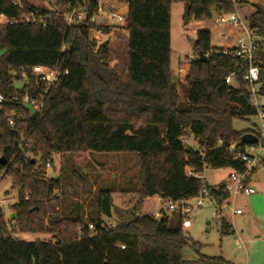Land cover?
Instances as JSON below:
<instances>
[{
	"label": "trees",
	"instance_id": "obj_1",
	"mask_svg": "<svg viewBox=\"0 0 264 264\" xmlns=\"http://www.w3.org/2000/svg\"><path fill=\"white\" fill-rule=\"evenodd\" d=\"M16 1L0 0V16L18 20L7 23L0 43V50L5 49L0 54V92L7 99L0 108V180L10 177L19 191L12 231L0 208V264H228L223 256L186 260L184 249L188 245L196 249L198 244L185 237L183 218L173 225L171 217L156 219L140 211L148 197L186 201L198 196L209 185L192 173L202 174L208 167L245 170L244 162L236 160L228 147L246 145L241 141L245 132L236 131L233 120L257 116L245 80L248 59L221 54L212 45L211 30L200 29L195 50L214 53L205 62L192 60L183 97L172 68L173 2H185L184 25L232 13L234 5L229 0H121L129 7L124 79L111 66L109 42L99 44L92 38L95 25L66 27L63 16L72 0H54L57 10L21 0L22 10ZM244 3L241 0L240 5ZM253 6L249 28L264 36V8ZM31 10L56 21L46 27L40 21L22 22ZM96 30L102 35L112 32L111 27ZM59 64L69 73L48 92L40 112L31 114L12 100L15 94L36 98L42 92L33 67ZM257 65L263 82L264 66L258 61ZM231 74L237 86L225 82ZM18 82L24 86L18 88ZM9 115L25 138L22 148L20 134L11 133ZM192 137L198 149L186 143ZM84 152L139 155L138 200L129 222L110 227L93 221L91 233L83 218L60 214L61 183L46 176V165H52L55 154ZM214 197L221 203L228 195L215 191ZM98 206L102 215L111 217L112 191L99 193ZM221 221L222 234L234 233L227 220ZM13 232H51L54 239L23 241Z\"/></svg>",
	"mask_w": 264,
	"mask_h": 264
},
{
	"label": "rangeland",
	"instance_id": "obj_2",
	"mask_svg": "<svg viewBox=\"0 0 264 264\" xmlns=\"http://www.w3.org/2000/svg\"><path fill=\"white\" fill-rule=\"evenodd\" d=\"M28 2L37 8L57 10L54 0H29ZM184 9L185 2H173L171 8L173 81L177 84L178 91L182 97L187 89L185 78L188 74V67L192 60L198 57L197 51L191 45V40H196V31L201 27L199 23L209 21L193 19L188 25H184L182 21ZM125 26V23L114 25L111 27L112 32L110 34L102 35L99 33L100 35L97 39L99 44L105 41L109 42L111 66L124 79L127 74V38L129 35ZM206 27L212 32V44L214 46L222 43L233 44V40H226L220 36L219 31L214 26V20L209 21ZM2 41H4L3 25L0 22V43ZM4 52L5 49L0 50V54ZM16 85L19 88L23 83L18 82ZM234 86H237V84H234ZM261 98L264 105V94ZM30 110L33 109L30 108ZM257 121H259L257 116L246 119H234L233 127L237 130H246L247 128H252V123ZM186 143L194 149H198L193 137ZM139 170V155L137 153L84 152L76 156L71 153L55 154L52 166L50 169L46 168L45 174L48 178L60 180L59 192L62 203L59 212L63 217H81L87 224L88 222L101 220L108 225L119 226L132 218L133 204L135 205L138 200ZM228 173L229 170L224 168L213 169L208 167L205 176L207 181L221 182L227 178ZM252 177H254V173ZM103 190L112 191L113 207L111 217L102 215L99 211L98 196ZM18 199L19 191L13 188L12 179L7 176L0 180V200H7L3 206L5 220L8 221L10 219L12 215L11 208ZM198 199V196H196L186 200V203L193 209L188 214V219L192 222V226L183 228V231L190 244L191 242L198 244L196 249L190 245L184 249L183 255L186 260H197L203 256H223L228 264H264V238L254 237V233H257L258 225L253 221L255 226L250 230L247 229L245 223V217L249 215L252 207L250 206V199H247L246 196H239L237 197V202L233 200L236 208L241 206L244 209V215L242 216H232L229 212L231 206L228 207L227 219L236 230L229 235L222 234V217L213 216L214 203L206 200L205 205L200 207ZM163 207L162 198H149L145 202L141 214H156ZM253 208L257 214H263L264 200L256 202ZM128 210L130 214H127ZM169 216L172 218V224L177 225L180 218L179 214L169 213ZM256 219L258 220V218ZM259 222L263 226L264 218H259ZM49 229L52 230V228ZM13 235L23 241H50L54 239V235L51 232L38 234L13 232ZM236 239L242 242L243 247L241 249L237 246Z\"/></svg>",
	"mask_w": 264,
	"mask_h": 264
},
{
	"label": "built area",
	"instance_id": "obj_3",
	"mask_svg": "<svg viewBox=\"0 0 264 264\" xmlns=\"http://www.w3.org/2000/svg\"><path fill=\"white\" fill-rule=\"evenodd\" d=\"M235 7L232 13H223L220 15H215L210 20H214V26L219 31L220 36L226 40H233V44H224L217 46L221 50V54L225 56L233 55L241 58H246L250 62V66L245 73V80L249 84L250 99L252 105L257 110V117L260 120L259 124H256L252 132L258 138V142L252 145H245L244 147L237 146L236 144H231L228 147L229 153L236 159L241 160L245 164V170L241 173L233 171L228 183L220 188L214 189L210 186L204 185L201 192L198 195V205L202 207L205 205L206 200H210L215 205V210L213 211V216L222 217L221 219H227L228 207L231 206L229 210L232 216L242 214V209L236 208V204L229 200L230 196H237L239 194H252L255 189L250 184L251 178L255 170L263 167L264 162V108L261 104V90L262 81L260 76V68L257 65L256 52L264 47V36H260L253 32L248 25L247 18L241 12V0H229ZM16 4L20 9H24V5L21 0L16 1ZM128 4L121 2V0H72L70 3L69 10L64 14L63 21L66 27L73 24H84V25H95L96 28H107L112 27L117 24H126L127 14H128ZM40 11H28L22 17L21 21L26 23H35L40 21L43 27L52 25L56 19L52 15L40 16ZM18 22L17 19L9 20L7 18V23ZM98 31V30H97ZM99 31L96 35V40L99 37ZM231 36V37H229ZM65 46H63V50ZM214 51L207 53L209 57ZM32 73L37 77L38 81L42 84V92L39 93L38 97L32 98L28 93L15 94L12 97L13 101L19 102L22 106L27 108H32L31 114H36L41 111L44 100L48 92L53 88L59 80L67 75L69 71L62 70L60 64L55 68H48L45 66H35L32 69ZM225 82L229 85H234V75H228L225 78ZM24 86L25 82H22ZM7 101L5 96L0 92V108ZM8 123L11 128V133L20 134L16 130V122L11 115L8 116ZM20 147L25 144V138L20 134L19 138ZM22 148V147H21ZM51 163H47L46 168H51ZM194 176L199 177L206 183L202 177V174L192 173ZM215 191H221L228 195V198L223 200L221 203L214 197ZM9 201V199H8ZM7 200H0V208L3 210L4 204ZM164 207L160 212L153 214L156 219L166 218L169 213H178L179 216L183 218L182 226L183 228H190L192 222L188 219V214L192 212V208L186 203V201H173L164 200ZM12 215L10 219L6 222L9 231L16 226L15 213L13 207L11 208ZM4 213V212H3ZM5 218V214H4ZM110 227H115V225H109ZM88 228L91 233H94L95 226L93 223L88 224ZM235 232V228L231 225L230 228ZM237 246L241 249L243 247L242 242L236 239ZM125 249V246H122Z\"/></svg>",
	"mask_w": 264,
	"mask_h": 264
},
{
	"label": "crops",
	"instance_id": "obj_4",
	"mask_svg": "<svg viewBox=\"0 0 264 264\" xmlns=\"http://www.w3.org/2000/svg\"><path fill=\"white\" fill-rule=\"evenodd\" d=\"M29 1V0H28ZM253 5H259V6H261V7H263L264 8V0H245V3L241 6V12H242V14L246 17V18H248V16L254 11V6ZM51 10H55V9H51ZM0 22L2 23V25H3V36H4V38H5V27H6V25H7V17H5V16H0ZM209 22V21H208ZM208 22H204V23H199V24H201L200 26V29H208L207 27H206V24L208 23ZM199 24H196V25H199ZM202 26H203V28H202ZM200 29H197V31H199ZM197 31H196V33H197ZM129 36V35H128ZM127 41H128V38H127ZM225 43H222V44H219V45H216V47L217 46H221V45H224ZM213 45V44H212ZM214 46V45H213ZM255 56H256V59H257V61L260 63V65H262V66H264V47H262V48H260L257 52H256V54H255ZM264 94V80H263V82H262V90H261V97H262V95ZM261 104H262V107L264 108V105H263V103H262V98H261ZM260 123V120L259 121H257V122H253L252 123V128H247L246 130L245 129H235L236 131H240V132H252V129H253V127L256 125V124H259ZM224 169H227V170H229V173H228V175L226 176L227 178H225V179H223V181H214V182H211V181H207V178H206V176H205V172H206V170H207V168H206V170L204 171V173H202V177H203V179H204V181L210 186V187H212V188H214V189H217V188H220V187H222L223 185H225L226 183H228L229 182V180H230V176H231V174H232V172H233V170L232 169H230V168H224ZM250 184L254 187V189H255V191H254V193H252V194H239V195H237V196H230V198H229V200H231V201H233V200H236V202H237V197H239V196H246L247 197V199H250V206H252L251 207V211H250V213H249V215H247L246 217H245V223H246V225H247V229H253V226H255L254 224H253V221L258 225L257 227V233H254L255 234V238H264V225L263 226H261V224L262 223H258V220H259V218H264V216H263V214H257L256 213V211L254 210V208H253V205L256 203V202H258L259 200L260 201H263L264 200V167H260L259 169H257L256 170V172L254 173V177H252L251 178V181H250ZM155 197H159V196H154V197H148V198H146L145 200H144V204H145V202L149 199V198H155ZM161 198V197H160ZM112 200H113V198H112ZM162 200L164 201V199L162 198ZM136 204V203H135ZM144 204H143V208H144ZM133 206L135 207V205L133 204ZM134 207H133V210H134ZM240 209H242V214H240V215H238V216H242V215H244V209L241 207V206H238ZM237 207V208H238ZM143 208H142V210H143ZM253 208V209H252ZM133 210H132V212H133ZM141 210V211H142ZM141 211H140V214H141ZM132 212H131V214H132ZM127 214H130V212H129V210L127 211ZM145 214H152V213H145ZM153 215V214H152ZM235 216H237V215H235ZM131 217H132V215H131ZM168 217H170V216H168ZM256 218H258V220L256 219ZM132 219V218H131ZM130 219V220H131ZM130 220H128V221H126L125 223H127V222H129ZM257 221V222H256ZM89 223V222H88ZM228 223L230 224V225H232L231 223H230V221L228 220Z\"/></svg>",
	"mask_w": 264,
	"mask_h": 264
},
{
	"label": "water",
	"instance_id": "obj_5",
	"mask_svg": "<svg viewBox=\"0 0 264 264\" xmlns=\"http://www.w3.org/2000/svg\"><path fill=\"white\" fill-rule=\"evenodd\" d=\"M96 35H97V30L96 29H93V32H92V38L93 39H96ZM191 45L193 47V49H196L197 48V41L196 40H191ZM197 55H198V60L201 61V62H205L208 60V56L203 52V51H197ZM241 141L244 143V144H247V145H252V144H255L258 142V138L255 134L251 133V132H246L244 133L242 136H241ZM36 159H33V162L35 161Z\"/></svg>",
	"mask_w": 264,
	"mask_h": 264
}]
</instances>
